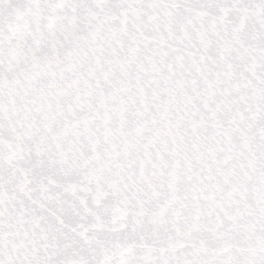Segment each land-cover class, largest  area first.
<instances>
[{"label": "snow or ice", "instance_id": "snow-or-ice-1", "mask_svg": "<svg viewBox=\"0 0 264 264\" xmlns=\"http://www.w3.org/2000/svg\"><path fill=\"white\" fill-rule=\"evenodd\" d=\"M0 264H264V0H0Z\"/></svg>", "mask_w": 264, "mask_h": 264}]
</instances>
